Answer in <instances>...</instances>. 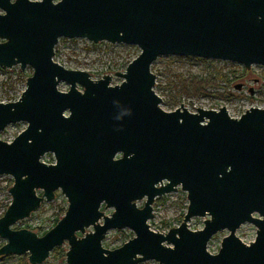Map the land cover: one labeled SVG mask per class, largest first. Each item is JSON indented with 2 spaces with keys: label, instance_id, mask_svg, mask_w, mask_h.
<instances>
[{
  "label": "water",
  "instance_id": "water-1",
  "mask_svg": "<svg viewBox=\"0 0 264 264\" xmlns=\"http://www.w3.org/2000/svg\"><path fill=\"white\" fill-rule=\"evenodd\" d=\"M0 10V68H32L17 100L0 102V131L27 123L12 141L0 139V175L13 179L0 259L27 254V264H39L67 244V264H264V108L239 117L224 106L167 111L151 71L161 55L264 65V0H0ZM60 37L140 52L111 71L121 78L112 85L109 71L94 79L56 62ZM48 152L53 163L41 161ZM178 186L188 201L180 224L154 231L155 198ZM58 189L68 204L55 225L42 235L12 227ZM206 215L202 229L188 227ZM245 222L256 228L249 243L235 234ZM125 228L133 237L103 247L108 230Z\"/></svg>",
  "mask_w": 264,
  "mask_h": 264
},
{
  "label": "rangeland",
  "instance_id": "rangeland-1",
  "mask_svg": "<svg viewBox=\"0 0 264 264\" xmlns=\"http://www.w3.org/2000/svg\"><path fill=\"white\" fill-rule=\"evenodd\" d=\"M56 1V0H55ZM0 12H2L0 10ZM2 39H0V42ZM140 49L134 44L109 43L101 41L93 43L86 38L60 37L54 48L53 59L68 69L86 70L93 74L92 78L99 79L103 75H111V84H118L121 78L116 77L111 71H123L126 65L135 58ZM10 69V70H9ZM151 71L155 74V92L162 99L161 107L172 111L182 104L188 111L195 112L196 108L219 109L224 106L232 117H239L250 107L264 108V65H251L246 69L238 62L221 59H205L194 56L161 55L151 64ZM32 73V68L26 66L21 70L19 65L11 68H0V102L17 100L25 88L26 78ZM201 80L196 86L194 82ZM195 85V89L192 88ZM69 85L65 82L58 84V89L67 91ZM185 89V90H184ZM27 123L24 121L7 124L0 131V139L12 141L21 132ZM41 161L53 163L54 156L51 152L44 154ZM13 183L10 175H0V216L11 201L7 188ZM41 195L42 190H37ZM145 198L137 201L141 207ZM64 194L58 189L52 200H43L40 206L30 213L29 217L18 220L12 224L13 228H27L34 230L39 235L53 226L54 221L60 218L67 207ZM188 204L186 192L180 186L176 191L156 197L153 207V217L148 220L150 228L158 232H166L171 227L180 224ZM106 215L112 208H101ZM204 217H193L188 222L191 230L202 229ZM91 231L92 227H87ZM256 228L253 224L242 223L235 234L244 242L249 243L255 237ZM228 230L214 234L207 243V250L216 253L220 242ZM133 237V232L128 229H110L102 240L103 247L114 249ZM6 242L0 238V246ZM61 249L67 250L68 245L63 244ZM26 260L25 255H13L11 258L0 259V264H19ZM39 264H67L65 255L59 252H50L49 256ZM137 264H159L153 260Z\"/></svg>",
  "mask_w": 264,
  "mask_h": 264
},
{
  "label": "trees",
  "instance_id": "trees-1",
  "mask_svg": "<svg viewBox=\"0 0 264 264\" xmlns=\"http://www.w3.org/2000/svg\"><path fill=\"white\" fill-rule=\"evenodd\" d=\"M201 83V80H196L195 82H194V84H196V86L197 85H199ZM194 84H192V88L191 89H195L196 87H195V85ZM185 90V89H184ZM187 207V206H186ZM5 211V210H4ZM4 211H3V213H4ZM3 213H2V215H3ZM1 215V216H2ZM184 215V214H183ZM59 220V218H57L55 221H54V223H53V225H55L56 224V222ZM52 252H59V253H61V255H65V252H66V250H63V249H61L60 247H55L53 250H52ZM13 256V255H12ZM12 256H8V257H5V258H11ZM23 260H21L20 261V263L19 264H27L26 263V260H24V258H22Z\"/></svg>",
  "mask_w": 264,
  "mask_h": 264
}]
</instances>
